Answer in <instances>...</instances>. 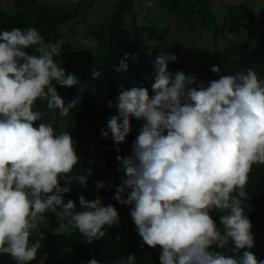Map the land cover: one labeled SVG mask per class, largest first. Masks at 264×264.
Returning a JSON list of instances; mask_svg holds the SVG:
<instances>
[{"label":"clouds","instance_id":"obj_1","mask_svg":"<svg viewBox=\"0 0 264 264\" xmlns=\"http://www.w3.org/2000/svg\"><path fill=\"white\" fill-rule=\"evenodd\" d=\"M13 1L0 0V4L10 10ZM216 1L224 13L227 7L244 4L250 10L246 20L255 15L247 1L231 0L226 6H221L223 0ZM223 21L224 16L217 24ZM195 22L200 27L205 24L200 17ZM184 27L194 35L186 23ZM245 27L246 22L243 31L229 39L246 41L253 36L254 46L263 39V32L245 33ZM183 31L175 30L172 21L165 37H144L149 47L161 50L147 70L154 94L138 87L139 80L121 86L111 99L110 91H90L100 96L87 106L97 109L108 128L101 130L110 142L108 161L98 145L102 136L93 141L80 136L75 140L72 132L57 134L51 124L35 126L43 120V113L34 110L37 101L58 109L64 117L79 103L74 99L65 104L55 87L80 83L54 59L61 55L63 41L46 42L34 27L0 31V255H9L15 264L36 260L46 237L44 233L33 237L46 213L58 218V227L52 230L58 236L74 228L89 244L103 239L107 228L120 223L117 209L104 206L114 186L113 172H117L121 184L113 198L130 206L141 247L162 249L161 264H264L251 251L239 255L242 249L255 246L245 201L252 166L264 165V79L254 68L230 75L213 66L211 76L221 75L218 80L209 82L211 76H206L204 86L190 87L198 83L195 76L182 71L173 75L168 68L169 62L177 60L173 54L187 59L197 44L196 37H190L180 46ZM82 32L83 27L70 35ZM29 48L37 54H29ZM215 52L223 55L222 39ZM130 55L120 61L118 71L128 70ZM206 57L197 54L201 68ZM92 75L98 78L100 72L94 68ZM133 117L144 121L143 126L136 124L134 134ZM76 150L84 152L91 165L81 174H73L80 161ZM73 183L75 189H71ZM104 186L103 202L99 197L93 200L94 194L100 195L97 189ZM88 189L91 201L80 195ZM69 192L80 193L79 209L65 197ZM217 211L222 213V227L213 219ZM213 246L234 255L212 250ZM87 264L100 261L92 258ZM119 264H136L135 254Z\"/></svg>","mask_w":264,"mask_h":264},{"label":"trees","instance_id":"obj_2","mask_svg":"<svg viewBox=\"0 0 264 264\" xmlns=\"http://www.w3.org/2000/svg\"><path fill=\"white\" fill-rule=\"evenodd\" d=\"M148 2L153 5L152 8L144 9ZM216 3V0H14L10 10L4 9L0 4V31L34 27L39 30L46 42L55 43L62 40L61 55L54 59L67 73H74L80 81L73 87L55 84L65 104L74 99L79 102L76 108L70 111L69 116H61L58 109H48L46 102L37 101L34 110L43 113V120L36 121L35 126L38 127L42 122L51 124L57 134L72 132L75 140L80 136L93 141L102 136L98 145L105 150L104 155L108 161L110 142L101 131L108 128L103 126L97 109L87 106L100 96L90 91L93 89L110 91L108 99H111L116 96V90L121 86L139 80L138 87H145L150 95L154 94L148 82L147 70L161 55V50L149 47L144 37L146 34H151L152 37L156 34L163 36L172 21L175 30L179 32H184L183 26L186 23L189 30L196 35L198 45L212 42L210 49L206 50L207 54H212L213 47L216 49L222 39L224 42L222 61L226 60L240 68H254L258 77L264 79V37L255 46L253 36L246 41L229 39V35L240 34L243 31L247 14L250 13L249 8L244 4L239 7H227L228 12L224 13V7L217 8ZM219 14L221 17L224 16L223 24L220 26L217 24ZM197 17L205 22L201 27L195 22ZM262 24L264 27V12ZM78 25L83 26L82 34L70 35V27ZM203 31L213 35V40ZM262 32L264 34V30H261ZM81 38H85L86 41ZM26 51L29 54H37L32 48ZM126 54H131L126 60L128 70L118 71L120 61ZM202 60L205 66H202L201 75H213L211 64L214 63L210 62L208 56ZM186 61V58L181 60L185 64ZM94 68L100 72L98 78L92 75ZM220 76L213 78L211 76L209 82L218 80ZM77 153L80 161L73 174H81L91 168L88 156L80 150ZM108 165L111 167L109 163ZM249 176L245 212L252 223V229L257 232L258 239L263 244L255 256L258 260L264 261V165H253ZM113 177L114 186L107 192L104 206L111 204L117 209L120 223L107 228L103 239L89 244L79 230L74 228L63 236L54 234L52 230L58 227V218L52 213H46L33 237L35 239L37 234L44 233L46 239L41 241L42 248L37 259L30 264H41V260L43 264H87L92 258L100 261V264H119L129 254H135L136 264H161L162 249L159 246L151 248L144 244L141 247L142 237L139 236L130 215V206L124 213L120 211V203L113 197L121 181L117 172H113ZM75 188L73 183L71 189ZM79 194L70 192L65 194L67 200L72 199L76 202L78 209L80 195L89 201L92 198L89 189ZM212 215L217 225L222 227L219 219L222 213L217 211ZM49 243H53L54 246L48 245ZM0 264H15V261L9 255H0Z\"/></svg>","mask_w":264,"mask_h":264},{"label":"rangeland","instance_id":"obj_3","mask_svg":"<svg viewBox=\"0 0 264 264\" xmlns=\"http://www.w3.org/2000/svg\"><path fill=\"white\" fill-rule=\"evenodd\" d=\"M5 1H8V0H5ZM227 1L230 2L231 0H223L221 2V6H226ZM244 1H247V3H250V5L253 8V12L255 13V15H254L253 18H250V19L247 20L246 27H245V31L244 32L247 33L249 31H254V32H257L259 34H262L261 33V30H264V27L261 28V22L263 20L264 0H244ZM147 7L148 6H145L144 9H146ZM217 8H218V6H217ZM219 17L221 19V14H219ZM82 27H83L82 25H78L76 27H70V30L74 34H77V32L80 29H82ZM183 29L186 31V34L184 33L179 38V42H178V44L180 46H182V47L184 45V42L187 41V39H189L190 37H193V38L196 37L195 34L194 35H191L185 27ZM212 44H213L212 42L211 43H207V46H205V47H202V46H199L198 44H195L194 45V51L187 57V61H186L187 64L186 65H184L181 62V60L184 59L183 56H179L180 54H178L176 52L173 55H175L177 57V60L175 62H169V64H168L169 71L171 73H173V75H175V73H177V72H181L182 71L186 75L188 74V75L195 76L198 83L195 84V85H191L190 87H197L199 89V87H200L201 84L203 86L206 84L207 77L206 76L203 77V76H201L199 74L200 71L202 70V68H201V62L197 60V54H199L201 56L204 55V54H206L209 57L210 62H213L214 63V64H211V67L218 66L221 71L228 70L230 72V75H235L239 71H246L247 69H249L248 67L247 68L246 67L245 68H240L239 66L233 65V64L227 62L226 60L225 61H222V59H221L222 55L221 54H218V53L216 54V52H215V46L213 47V50L211 49L213 51V53L212 54L211 53L210 54L208 53L209 54L208 55L206 53V50H207V48L210 49V47H211ZM137 123H141V126H143L144 121L143 120H137L134 117L131 119V125H132V131H131V133H133V134L135 133L134 129H135V126H136ZM100 182H103V181H100ZM105 189H106L105 186L103 188L97 189L100 192V195L97 196L96 194H94L93 200H95L96 198L99 197L101 199V201L103 202V197H104ZM127 209H128V206L120 204V211L122 213H124ZM252 232H253L254 239H255V246L253 248H251V249H242L239 255L242 256V254H243L244 251H251L252 253L255 254V253H257V251L260 248L263 247V244H261L262 243L261 240L258 239L259 237L257 235V232L255 230H253V229H252ZM229 247H233V245H229ZM212 250H215V251H218V252H224L226 255H234L228 249H219V248H217L215 246H213V249Z\"/></svg>","mask_w":264,"mask_h":264}]
</instances>
